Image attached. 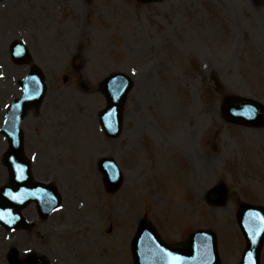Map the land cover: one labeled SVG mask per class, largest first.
Segmentation results:
<instances>
[{"label":"rangeland","instance_id":"rangeland-1","mask_svg":"<svg viewBox=\"0 0 264 264\" xmlns=\"http://www.w3.org/2000/svg\"><path fill=\"white\" fill-rule=\"evenodd\" d=\"M15 39L26 42L47 84L42 105L22 122L26 154L35 176L56 178L65 198L45 223L28 207L32 224L11 240L0 230V264L10 245L52 264H133V216L136 225L151 219L169 242L215 228L220 264H238L239 205H264V124L226 120L222 102L264 103V0H0V128L31 64L10 58ZM117 70L134 86L115 140L99 112L100 83ZM7 149L0 133V184L9 177ZM103 156L125 175L116 192L97 167ZM222 185L226 202L211 204L209 192Z\"/></svg>","mask_w":264,"mask_h":264},{"label":"water","instance_id":"water-1","mask_svg":"<svg viewBox=\"0 0 264 264\" xmlns=\"http://www.w3.org/2000/svg\"><path fill=\"white\" fill-rule=\"evenodd\" d=\"M19 45H14L13 55L18 60L29 62L31 58L28 48L22 42ZM21 84L24 89L23 96L20 100H14L10 105L3 128V132L10 141L6 161L12 170L13 180L17 184L15 190L10 189L9 192L24 198L23 202L25 203L32 201L33 198L39 199L40 192L47 193L53 199L50 192L44 191V184L37 183L36 186L28 184L31 179L30 162L23 155V132L20 129L23 117L31 107L36 108L40 105L46 91L44 77L40 69L35 65L32 66L30 73L26 75ZM131 84L130 78L121 72L114 73L103 84L108 98V106L101 113V121L108 134L112 136L118 135L122 129L123 107ZM223 114L234 122H244L250 125L264 124V105L250 98H225ZM100 168L105 174L107 184L110 186L115 184V188L120 185L122 174L112 158L101 159ZM220 188L223 187H218L210 194V198L214 202H224ZM238 222L247 241V247L240 264H260V250L264 242V208L243 204L238 214ZM133 254L135 264H174L175 257L180 258L179 264L219 263L217 238L214 231L197 230L187 241L177 245H168L146 222L142 224L133 244Z\"/></svg>","mask_w":264,"mask_h":264},{"label":"flooded vegetation","instance_id":"flooded-vegetation-1","mask_svg":"<svg viewBox=\"0 0 264 264\" xmlns=\"http://www.w3.org/2000/svg\"><path fill=\"white\" fill-rule=\"evenodd\" d=\"M54 173V175H55V177H58L57 176V174L58 173H55V172H53ZM40 174V173H39ZM41 175H43V177H45V174H43V173H41ZM53 175V176H54ZM52 181H55L56 182V178H52L51 179ZM59 185V187L61 186L60 184H58ZM0 202L2 203V204H7V201L5 200V199H2V200H0ZM26 211V210H25ZM24 211V214H25V216H27L26 215V212ZM34 212V214L36 215L37 214V219H36V221L37 222H46V221H48V219L50 218V217H53L55 214H56V212H54V213H52L51 215H49L47 218H42L40 215H39V213H38V211H37V208H36V211H33ZM44 225V224H43ZM0 230H2V232H4L5 233V237H7V239H8V233H9V231H7L2 225H0ZM17 234H19V232H18V230L17 231H15ZM16 239H18L19 238V236L18 237H15ZM3 244H6L5 242L3 243ZM13 249V247H10L9 248V250L7 251V254H6V261H8V262H6V263H8V264H28L26 261H23V260H21L20 261V263H19V261H15V260H10L11 259V257H10V251ZM15 250V249H14ZM2 255V252H0V260L2 259V258H4L3 257V255ZM36 264H46L45 262H50V261H48L47 259V261H45V259H41V257H38V256H36ZM18 259H27V257H24V258H22V257H20V258H18ZM49 264H52L51 262L49 263ZM75 264H80L78 261L77 262H75Z\"/></svg>","mask_w":264,"mask_h":264},{"label":"snow or ice","instance_id":"snow-or-ice-1","mask_svg":"<svg viewBox=\"0 0 264 264\" xmlns=\"http://www.w3.org/2000/svg\"><path fill=\"white\" fill-rule=\"evenodd\" d=\"M13 199H15V197H13ZM4 215H5V213L0 212V219H2ZM179 260H180L179 257H175L174 258V264H179Z\"/></svg>","mask_w":264,"mask_h":264}]
</instances>
